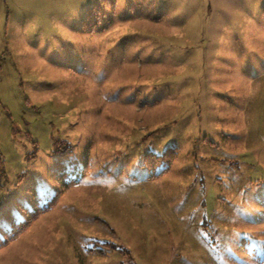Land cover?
<instances>
[{
    "label": "rangeland",
    "instance_id": "obj_1",
    "mask_svg": "<svg viewBox=\"0 0 264 264\" xmlns=\"http://www.w3.org/2000/svg\"><path fill=\"white\" fill-rule=\"evenodd\" d=\"M101 1L0 0V264H264V0Z\"/></svg>",
    "mask_w": 264,
    "mask_h": 264
},
{
    "label": "trees",
    "instance_id": "obj_2",
    "mask_svg": "<svg viewBox=\"0 0 264 264\" xmlns=\"http://www.w3.org/2000/svg\"><path fill=\"white\" fill-rule=\"evenodd\" d=\"M116 4H117V0H102L101 2L95 4V6L93 8L89 9V12L92 13V12H96L97 10L102 11V9H104V10L112 9L113 11H115ZM57 144L60 146L61 145L65 146V153L70 152V149H69L70 145L67 141L61 140V141H58ZM177 156H178V148L177 147H169L162 154H156V153L150 152L145 157V165L148 169H154L158 165H160L164 162L166 164V166H165L163 171H167L171 168V166H172L173 162L175 161V159L177 158ZM77 180H78L77 178H71L69 180V182H67V185H71V184L77 182ZM60 195H61V191L57 192L53 197H51L49 199V203L47 205L42 206L39 209H35L34 211H32L30 213V216L27 220L21 221L20 223H18L17 227L7 231L6 232L7 237L2 239V242H0V246L9 243L10 240L17 237L23 229H25L27 226H29L31 224V222L41 214V212L49 209L53 204H55L56 201L58 200V198L60 197Z\"/></svg>",
    "mask_w": 264,
    "mask_h": 264
},
{
    "label": "snow or ice",
    "instance_id": "obj_3",
    "mask_svg": "<svg viewBox=\"0 0 264 264\" xmlns=\"http://www.w3.org/2000/svg\"><path fill=\"white\" fill-rule=\"evenodd\" d=\"M42 195H44V193L42 191H38V198Z\"/></svg>",
    "mask_w": 264,
    "mask_h": 264
}]
</instances>
